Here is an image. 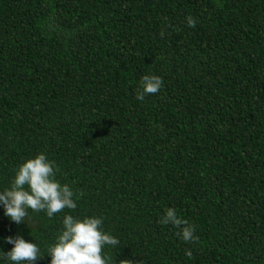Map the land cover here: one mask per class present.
Returning a JSON list of instances; mask_svg holds the SVG:
<instances>
[{"label":"trees","instance_id":"1","mask_svg":"<svg viewBox=\"0 0 264 264\" xmlns=\"http://www.w3.org/2000/svg\"><path fill=\"white\" fill-rule=\"evenodd\" d=\"M39 153L77 208L0 205V252L19 235L49 264L63 216H96L113 264H264V0H0V192Z\"/></svg>","mask_w":264,"mask_h":264},{"label":"clouds","instance_id":"2","mask_svg":"<svg viewBox=\"0 0 264 264\" xmlns=\"http://www.w3.org/2000/svg\"><path fill=\"white\" fill-rule=\"evenodd\" d=\"M188 27H195L196 20L192 16L186 18ZM164 32H161V36ZM163 81L152 74L143 75L136 91V99L143 101L146 95H154L160 91ZM57 166L49 161L45 154L39 153L34 158L25 160L13 169L10 186L0 192V205L4 215L16 224L28 220L29 210L44 212L49 218L65 209L75 210L77 195L68 185H61L56 179ZM79 195H83L80 193ZM160 223L171 224L178 229L176 235L185 243H197L195 225L182 219L176 209L168 208L161 217ZM6 242L12 245L10 251L0 252L5 261L12 264H33L42 259L40 248L35 243L24 240L21 236L7 237ZM119 240L103 231V217L85 216L76 218L64 215L62 228L55 242L46 246L49 264H113L111 256L104 255L106 246L116 247ZM189 258L191 250L185 253Z\"/></svg>","mask_w":264,"mask_h":264}]
</instances>
